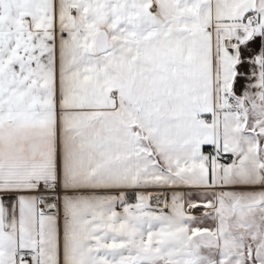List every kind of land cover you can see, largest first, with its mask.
<instances>
[{"label": "snow or ice", "instance_id": "6c2138e0", "mask_svg": "<svg viewBox=\"0 0 264 264\" xmlns=\"http://www.w3.org/2000/svg\"><path fill=\"white\" fill-rule=\"evenodd\" d=\"M0 264H264V0H0Z\"/></svg>", "mask_w": 264, "mask_h": 264}]
</instances>
